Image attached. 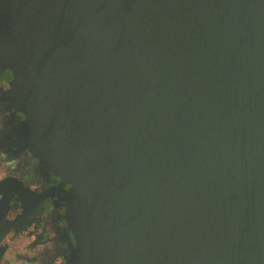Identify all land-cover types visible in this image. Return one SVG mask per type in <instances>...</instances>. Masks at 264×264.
<instances>
[{
  "label": "water",
  "instance_id": "95a60500",
  "mask_svg": "<svg viewBox=\"0 0 264 264\" xmlns=\"http://www.w3.org/2000/svg\"><path fill=\"white\" fill-rule=\"evenodd\" d=\"M12 162L31 264H264V0H0Z\"/></svg>",
  "mask_w": 264,
  "mask_h": 264
},
{
  "label": "flooded vegetation",
  "instance_id": "af4514ba",
  "mask_svg": "<svg viewBox=\"0 0 264 264\" xmlns=\"http://www.w3.org/2000/svg\"><path fill=\"white\" fill-rule=\"evenodd\" d=\"M28 170V167L21 166L17 162H12L1 167L0 176H13L25 181L28 179ZM15 234H8L0 241V264H31V262H29L31 261L30 257L27 256L29 251L27 253L21 251V240H26V234H24L23 237L20 236V233ZM30 244L31 243L28 244V247ZM56 260L57 264L61 262L58 261L57 256Z\"/></svg>",
  "mask_w": 264,
  "mask_h": 264
}]
</instances>
